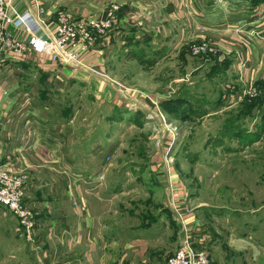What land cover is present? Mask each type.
<instances>
[{"label": "rangeland", "instance_id": "1", "mask_svg": "<svg viewBox=\"0 0 264 264\" xmlns=\"http://www.w3.org/2000/svg\"><path fill=\"white\" fill-rule=\"evenodd\" d=\"M174 43H110L109 76L137 93L120 105L70 80L64 88L48 83L34 63L21 75V63L0 60L5 89L17 99L11 113L39 119L42 137L85 179L80 201L94 218L86 248H76L80 236L59 218L49 239L33 234L32 242L0 203V264H167L186 238L167 165L186 187L181 212L190 210L209 233L212 264H264V81L255 82L264 77V52L249 80ZM240 62L257 67L250 57ZM168 132L166 154L157 142ZM62 205L85 211L68 199Z\"/></svg>", "mask_w": 264, "mask_h": 264}, {"label": "crops", "instance_id": "2", "mask_svg": "<svg viewBox=\"0 0 264 264\" xmlns=\"http://www.w3.org/2000/svg\"><path fill=\"white\" fill-rule=\"evenodd\" d=\"M114 2L121 6L117 23L112 30L98 35V43L94 48L80 56L79 60L84 66H59L52 62V47L47 37H44L27 57L8 58L5 62H10V65L14 61L19 62L18 65L21 63L17 67L21 75L24 74V67L30 69L29 64L34 63L42 73L47 74L48 83L57 85L60 82L59 85L64 88V83H69L70 80L85 87L86 91L100 101L117 105L123 104L127 96L134 99L133 94L137 95V93H130L126 87L120 86L109 76L107 62L111 42L123 43L126 39L130 42L131 39L134 43L148 44L164 39L175 41L174 45L189 49L193 42L201 39L212 40L220 46L217 55L212 57L214 62H220L218 65L229 64L230 70H238L239 74L241 72L249 80H252L258 72L260 58L264 52L262 2L256 3L254 0H12L11 4L17 19L25 12H35L39 4L45 9L43 19L49 22L50 27H54L62 14L77 19L103 17L107 8ZM19 26L20 22L12 25L11 30L16 37L23 38L25 34ZM242 56L248 59L250 57L257 63V67H249L248 70L242 68L239 64ZM54 77L58 80H54ZM0 78V163L17 161L26 167L30 175L27 201L35 209L36 228L33 234L35 236L38 234L40 241L44 235L49 239V224L54 228L55 218H59L70 226V235L73 238H77L78 241L77 236H80L76 248L88 247L93 242L90 232L94 224L88 205L82 214L75 210L70 211L62 205V200L65 199L66 202L68 199L73 208L71 201L73 195L84 199L85 179L62 163L57 149L51 145L48 138L42 137L38 118L11 113L17 99L9 93L12 86L5 89L1 75ZM263 78L259 76L255 82L264 81ZM150 99L153 101L152 98ZM166 134L163 139L164 145L159 150L167 154L172 139L169 138L171 136L169 132ZM156 160L155 164L158 165L159 158ZM167 168V181L172 188L174 187L173 190L176 189L173 191V203L177 212L182 211L187 206L186 187L181 183L178 174L171 170L170 165H167ZM183 215L187 225L186 230L183 228L186 236H190L195 241V245L206 247L209 233L204 228L203 222L191 214L190 210ZM10 229L12 233L17 232L16 228L10 227ZM8 230L9 227L6 232ZM44 242L48 243L46 240ZM81 257L84 256L81 254Z\"/></svg>", "mask_w": 264, "mask_h": 264}, {"label": "built area", "instance_id": "3", "mask_svg": "<svg viewBox=\"0 0 264 264\" xmlns=\"http://www.w3.org/2000/svg\"><path fill=\"white\" fill-rule=\"evenodd\" d=\"M11 1L0 0V60L5 61L13 57L25 58L44 37H47L52 47L51 60L59 66H84L79 60L80 56L94 48L98 43V35H103L115 27L121 10L120 4L114 2L107 8L106 15L103 17L77 19L71 15L62 14L55 26L50 27L49 22L43 19L45 9L39 4L35 12H25L17 19L14 16ZM261 8L264 14V2ZM18 22H20L19 28L23 29L25 34L23 38L16 37L11 30V26ZM189 50L195 55L214 56L217 55L220 46L215 41L201 39L193 42ZM153 102L158 104L155 99ZM163 139L164 136L158 139L159 149L164 145ZM29 180L30 175L26 167L17 161L0 163V203L15 214L19 225L24 229L25 237L33 241L36 221L35 209L27 201ZM80 200L73 195L72 204L76 209L85 210L86 206ZM173 205L177 209L174 203ZM178 214L186 230L184 215L179 210ZM167 264H212V261L208 252L204 248L196 247L195 241L187 235L182 246L168 258Z\"/></svg>", "mask_w": 264, "mask_h": 264}, {"label": "trees", "instance_id": "4", "mask_svg": "<svg viewBox=\"0 0 264 264\" xmlns=\"http://www.w3.org/2000/svg\"><path fill=\"white\" fill-rule=\"evenodd\" d=\"M256 3H263L264 0H254ZM260 83V82H259ZM162 104V103H161ZM251 105V104H250ZM249 107H247L246 109L248 110ZM241 112H243V109H241ZM245 114H246V110H245Z\"/></svg>", "mask_w": 264, "mask_h": 264}]
</instances>
